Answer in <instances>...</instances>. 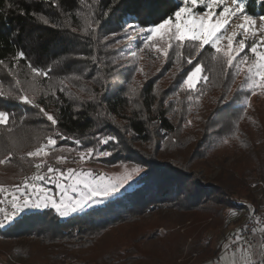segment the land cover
Returning a JSON list of instances; mask_svg holds the SVG:
<instances>
[{
	"label": "trees",
	"instance_id": "16d2710c",
	"mask_svg": "<svg viewBox=\"0 0 264 264\" xmlns=\"http://www.w3.org/2000/svg\"><path fill=\"white\" fill-rule=\"evenodd\" d=\"M182 2L0 0V61L3 62L0 63V72L4 73L5 82L11 84L17 72L21 80H26L24 75L30 74L29 62L45 71L50 69L47 77L36 80L44 90L37 96V103L55 116L57 125L53 126L40 116L36 107H33L34 111L27 105L26 108L42 118L48 128L46 132L55 136L59 146L75 147V140H80L82 147L94 140L95 132L105 129L123 144V149L117 153L119 157L131 152L128 141L145 146L153 138L158 140L161 150L172 144L177 145L179 150L187 148L188 151L183 159L182 155L167 152L160 162L155 160L154 151L142 153L139 164L147 169L146 175L136 179L133 189L81 215L60 220L50 211L22 213L2 229L0 238L32 240V248L37 253L34 257L25 256V264H150L148 258L138 253L137 246L147 234L146 220L156 216L160 219L163 210L176 211L182 216L201 211L215 219L224 209L238 211L246 206L234 202V195L254 203L255 192L249 188L248 182L252 176L264 181V132L257 136L243 130L239 134V145L242 147L237 156L240 157L229 169H220L219 175L205 182L199 173L188 168L196 164L195 158H205L199 155V151L209 139V134L202 135L197 141L188 135L179 142L182 119L177 122L171 116L173 101L164 104L161 98L157 99L153 80L142 85L137 92L138 98L133 101L122 87L112 88L103 78H100L101 85L93 88L96 96L91 99L79 100L78 96L63 88L62 83L68 81L71 75H76L73 69L75 63L77 66L80 62L71 61L72 57L91 59L86 65L92 62L91 68L95 66L93 72L104 75L102 69L108 66V61H104L100 40L107 30H121L127 22L159 23L162 18L172 15ZM244 2L248 14L264 15V6L259 0ZM40 15L50 23L44 24L39 19ZM20 50H23L26 59L17 61L14 57ZM203 64L207 66L208 62L203 61ZM90 76L85 75L82 79L88 81ZM205 85L193 94L206 93ZM84 88L87 92L90 90L88 86ZM4 102L7 104L4 105ZM15 103L10 99L0 100V106L8 109L17 107ZM230 104L221 105L218 113L233 116L240 111L235 106L229 107ZM115 120L121 125L114 123ZM34 124L31 120L30 125ZM191 144L196 145L193 151L188 149ZM238 162L240 169L235 174V163ZM103 244L107 245L102 249ZM194 252L204 257L213 254L211 242L203 238V233L197 239Z\"/></svg>",
	"mask_w": 264,
	"mask_h": 264
},
{
	"label": "rangeland",
	"instance_id": "374dc122",
	"mask_svg": "<svg viewBox=\"0 0 264 264\" xmlns=\"http://www.w3.org/2000/svg\"><path fill=\"white\" fill-rule=\"evenodd\" d=\"M201 9L206 10L203 5H200L196 11H204ZM220 10L221 9L218 8L216 12L218 13ZM235 23H238V21L233 20L226 26L229 32L232 31V27ZM123 29L107 30L100 40L103 47L102 51L105 55L104 61H108V66L102 69L104 75L103 73L96 74L93 72L95 66L91 68L93 66L92 62L86 65V62L91 59H78V57H72L71 61L77 60L80 62L77 66L75 63L73 69V73L76 75H71L68 81L62 83L63 88L74 96H78L79 100L91 99L93 96H96L94 95L93 88L99 87L101 85L100 78H103L105 83L109 82L112 85V88L122 87L125 94L128 97L130 96L133 101L138 98L137 92L142 85L149 80H153L155 82V96L157 99L158 97L161 98L164 104L173 101L171 105V116H173L177 122L182 119L181 123L183 125L180 126L179 142L185 140L188 135H192L194 138L191 139L197 141L202 135L209 134V139L205 142L204 146L200 147L199 151V155L205 158H195L196 164H193V166L188 169L195 171V173H199L205 182H210L220 174V169H229L234 164V161L240 157L239 155L237 156L241 151L240 147H242L239 145V134L242 133L243 130L247 131L249 135L257 134V136H260L263 134L264 90L256 89V95H252L247 84L244 83L246 73L243 71L233 77L232 73L235 69L229 68L228 76H226L219 66H214L210 58L213 52L210 46H206V50L196 55L194 51L189 49L188 43L186 42L184 49H182V58L177 60L175 46L169 49V54L165 57L155 50L145 48L142 34L132 35V38L128 39ZM241 38L243 37L238 35L237 40ZM252 42L253 37L249 36L246 40L245 50L240 53V57L245 54L249 56L252 55L249 50ZM163 46L162 43L157 44V47ZM222 46L225 48L227 47L226 40L222 42ZM141 48H143V51H139ZM132 51H137L138 54L136 58H132L128 55ZM190 55H195L192 65H189L187 62ZM237 59H239V57ZM198 60L208 62L207 66L203 64L202 72V75H206L208 80L206 82L200 81L194 90L188 88L181 89L180 84L186 77L187 72L191 70L195 63L199 62ZM204 66H206V70ZM244 67H247V65ZM137 69H139V71ZM16 74H14L12 83L9 84L5 82L4 73L0 72V89L5 93L9 90H16L18 88L16 83L17 80L21 81V85H23L24 88L29 87L32 81L31 75H24L26 80L23 81L20 79L19 73L17 76ZM88 74L91 75L90 80L84 81L82 78ZM205 83L206 85L204 88L206 93L201 92L202 95H194L193 92L197 91L198 88L202 87ZM242 84L244 85L243 88H241ZM35 86L38 89V95L41 91H44L37 81H35ZM84 86H88L90 90L88 89L87 92ZM133 89L135 90L134 92L131 91ZM190 95L193 97L192 100H189ZM245 95L250 97L247 106H245L243 102ZM37 96L36 102L39 101ZM2 99L6 101L9 99L15 101L17 107L8 109L5 106H0V110H7L15 117L16 121L14 125H11L13 128L11 134L7 133L6 126H0V159L7 160V150L11 149L12 140L21 139L25 144L22 150H13L11 153L12 158L5 164L0 165V184L9 189L8 192L0 193V200L4 201L3 204H0V207L5 208L6 211H10L9 201L11 199V189L13 186L20 184L25 176H32L35 174L37 170L34 165L42 162V160L46 161V166L52 165L54 168H59L62 171L68 168H83L85 170L90 169L94 173L116 176L123 173L124 165L131 168L133 165L139 164V155L142 153H153L152 151H154L156 154L155 160L159 162L162 158L166 157L165 155L167 152L172 155H182V159L188 155L187 148L179 150L177 145L173 146L172 144L166 145L165 148L167 149H163V151L160 149L162 146H159L158 140L153 138L151 143L145 146L136 145L128 141L129 149H132L131 152L127 153V156L119 157L117 153L123 149V144L118 140L101 144L100 139L111 135L108 130L100 129V132H95L96 134L93 136L94 140L82 147H80V144H76L75 147H69L59 146L57 143L55 148L49 151L47 157L29 158L27 156L28 151L35 150L41 144H47L49 135L46 130H48V128L40 117L44 116L39 110L40 116L36 113H31L33 107L30 105H27V107L32 108V110L28 111L25 104L7 97H0V100ZM226 103H231L229 107L235 106L240 111L233 114V116H231L230 113H218V110L222 107L221 105ZM6 104L7 102H4V105ZM195 110L196 112L192 113V111ZM44 119L47 120L46 117ZM31 120L35 122L34 125H30ZM113 122L121 125V122L116 120ZM225 140H227V143L224 142ZM195 146V144H191L188 149L192 150ZM88 147H92L96 152L107 150L112 154L108 157H97L93 155L91 158L86 157L83 163L76 162L79 161L77 151L84 150ZM61 148L72 149V151L61 152L59 150ZM57 156H63L66 159L63 163L58 164L56 163ZM235 165L236 168L234 169H237L235 174H238L240 164L238 162L235 163ZM46 166L41 169V172L46 171ZM146 170L147 169H145V171ZM136 179L132 182V186L127 188V191L133 189ZM248 185L249 188L255 192L254 203L251 204L245 197L237 195L232 197L234 202L245 204V207L249 208L263 205L264 191L262 186L264 187V181L252 176L251 179H249ZM46 186L50 191L54 190V186L51 183ZM127 191L122 190V193ZM119 196L120 195L116 197ZM104 204L96 205L88 210L101 207ZM43 211H50L55 214L54 210ZM27 212L42 211L29 210L24 213ZM239 212L240 210L237 211V209H224L219 217L212 219L201 211L193 212L189 216H182L176 211L163 210L160 214V219L156 216L146 220L145 230L147 234L137 246L138 253L148 258L150 264H264V258L260 257V251L252 249H247L237 256L222 254L218 260L213 261L214 257L220 254L225 246L229 233L237 227ZM81 214L83 213L74 214L70 217ZM68 218L59 219L65 220ZM2 229H0V232ZM201 233H203V238H205L206 241L211 242L213 254L210 256H198L197 253L194 252L197 239ZM130 237L132 236L130 235ZM105 245H102V249L105 248ZM262 251L264 253V247ZM36 253L37 252L32 248L31 239L21 238L3 240L0 238V264H25V256L32 255V257H34Z\"/></svg>",
	"mask_w": 264,
	"mask_h": 264
},
{
	"label": "snow or ice",
	"instance_id": "6c2138e0",
	"mask_svg": "<svg viewBox=\"0 0 264 264\" xmlns=\"http://www.w3.org/2000/svg\"><path fill=\"white\" fill-rule=\"evenodd\" d=\"M264 6V0H259ZM203 5L206 10L199 12L196 9ZM221 9L218 13L216 9ZM246 5L244 0H183L177 10L172 15L161 19V22H153L151 24H133L127 22L123 31L128 39L132 35L142 34L143 44L145 48L155 50L160 55L167 57L169 49L175 46L176 59L180 60L182 49L185 43H188L190 50L199 55L206 46H210L213 50L211 60L214 66H219L224 74H227L229 68H234L233 77L240 72H245V81L252 95H256V89L264 90V15H252L245 11ZM35 15V13H34ZM107 15V13H105ZM215 17V18H214ZM39 19L44 24H49L50 21L43 15ZM233 20L238 21L229 32L227 25ZM58 27V25H54ZM91 27V25H88ZM131 30V31H130ZM76 31V29H73ZM94 32L95 29H92ZM87 34V33H86ZM159 34V35H158ZM243 38L237 40V37ZM253 37V42L250 45L251 56L245 54L240 57V53L244 52L246 40L248 37ZM227 41V47L222 46L223 41ZM235 41V45H234ZM164 45L157 47V44ZM143 51V48L139 49ZM137 51H132L128 55L132 58L137 57ZM239 57V59H237ZM15 60L26 59L23 50L18 51L14 57ZM195 55H190L187 59L189 65L193 64ZM0 63H3L0 61ZM247 65V67H244ZM15 67V65H13ZM28 68L32 77L29 87L24 88L21 81L17 80L18 88L9 90L5 93L0 89V97L14 99L22 104L30 105L39 108L40 113L51 122L53 126L57 125L58 121L54 115L50 114L45 108L41 107L36 102L38 89L35 86V81L39 77H47L49 71L35 67L29 62ZM139 71V69H137ZM203 61L195 63L186 77L180 84V88H188L194 90L200 81H207L208 77L202 75ZM79 78V77H77ZM243 84L241 88H243ZM131 91H135L134 89ZM55 95V93H52ZM193 97L190 95L189 100ZM226 99V97H225ZM250 97L244 96V105L247 106ZM198 100V98H197ZM76 118V117H74ZM15 117L7 110H0V126L7 127V133L11 134L15 124ZM56 135H62L57 133ZM117 138L107 136L100 139L101 144H106L108 141L116 140ZM227 143V140L224 141ZM79 145L80 141H75ZM57 145V139L53 135L47 138V144H41L33 151H28L29 158H44L49 155V151ZM25 147L23 140H12L11 149H8V157L0 159V165L5 164L11 159L13 150H22ZM61 152L72 149H59ZM112 153L104 150L96 152L92 147L84 150H78L79 163H83L87 158L93 157H108ZM65 157L57 156L56 163H63ZM46 161L36 163V173L32 176H25L20 184L13 186L11 189L10 211L0 207V229L9 226L22 213L32 211L54 210L55 214L61 218H68L74 214L84 213L88 209L96 205L104 204L122 195V190L127 191L128 187L132 186V182L136 178H143L146 175L144 167L140 164H135L131 168L124 165V171L120 175L107 176L102 173H94L92 170L68 168L61 170L54 168L52 165L46 166V171L41 172L45 168ZM51 183L54 190L50 191L46 186ZM9 189L0 185V193L8 192ZM0 200V204H3ZM235 214V213H233ZM241 231L238 230L235 239L241 240Z\"/></svg>",
	"mask_w": 264,
	"mask_h": 264
},
{
	"label": "built area",
	"instance_id": "2783aa9c",
	"mask_svg": "<svg viewBox=\"0 0 264 264\" xmlns=\"http://www.w3.org/2000/svg\"><path fill=\"white\" fill-rule=\"evenodd\" d=\"M262 189L264 191L263 186ZM238 216L237 227L229 233L225 246L220 254L214 257L213 261L218 260L222 254L237 256L247 249L259 250L260 257L264 258L262 251L264 247V203L254 208L244 207ZM238 230H242V239L239 241L235 239Z\"/></svg>",
	"mask_w": 264,
	"mask_h": 264
}]
</instances>
